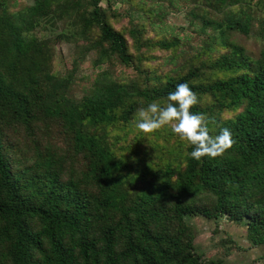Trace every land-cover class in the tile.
I'll return each instance as SVG.
<instances>
[{
    "label": "trees",
    "instance_id": "16d2710c",
    "mask_svg": "<svg viewBox=\"0 0 264 264\" xmlns=\"http://www.w3.org/2000/svg\"><path fill=\"white\" fill-rule=\"evenodd\" d=\"M255 27L258 53L237 38ZM58 43L76 48L68 70ZM185 81L212 134L233 133L215 157L135 129ZM190 216L264 241V0H0V264H229L198 250Z\"/></svg>",
    "mask_w": 264,
    "mask_h": 264
},
{
    "label": "rangeland",
    "instance_id": "374dc122",
    "mask_svg": "<svg viewBox=\"0 0 264 264\" xmlns=\"http://www.w3.org/2000/svg\"><path fill=\"white\" fill-rule=\"evenodd\" d=\"M21 1L24 2L27 0H17V2ZM119 5L117 4V6ZM167 25L171 29L174 28L176 33L179 32L183 38L192 39V43H194L193 37L196 36V33L193 32V27L188 26V20L183 11L170 12L167 18ZM181 26H185L186 29L181 31V29L177 28ZM256 29L257 27L248 36L238 35L237 37L239 42L243 43L254 53H258L263 44L257 35ZM56 51L61 69H70L76 56L74 44L58 43ZM94 55L95 53H90L84 60L80 61V66L77 71L78 78L75 85L76 92L91 79L95 71ZM118 69L119 72L124 70L120 66ZM187 220L193 224L196 230L197 237L195 243L198 250L204 253L205 257L225 255L229 264H264V241L258 245L254 244L249 239L250 235L247 225L244 222H231L224 216L217 220H210L202 216H190ZM259 238L264 239V233L256 236L255 239Z\"/></svg>",
    "mask_w": 264,
    "mask_h": 264
},
{
    "label": "clouds",
    "instance_id": "9594fccd",
    "mask_svg": "<svg viewBox=\"0 0 264 264\" xmlns=\"http://www.w3.org/2000/svg\"><path fill=\"white\" fill-rule=\"evenodd\" d=\"M198 103L199 97L188 82L177 83L163 101L154 99L147 106L136 110L135 129L152 133L169 126L182 141L192 146L189 153L192 158L215 157L232 146L233 133L228 127H223L218 133L212 134L209 121L214 123L215 117L202 111H193V106Z\"/></svg>",
    "mask_w": 264,
    "mask_h": 264
}]
</instances>
